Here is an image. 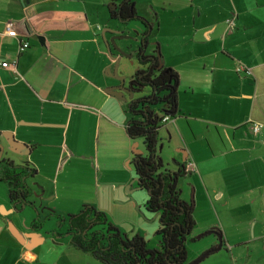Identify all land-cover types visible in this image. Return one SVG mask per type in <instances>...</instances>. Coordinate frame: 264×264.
Here are the masks:
<instances>
[{"label": "crops", "instance_id": "obj_1", "mask_svg": "<svg viewBox=\"0 0 264 264\" xmlns=\"http://www.w3.org/2000/svg\"><path fill=\"white\" fill-rule=\"evenodd\" d=\"M144 1L134 6L137 16L151 24L144 54L159 52L163 66L178 77L177 115L164 127L180 157L172 155L170 169L192 162L194 171L184 174L193 181L191 189L197 185L207 199L221 202L235 222L231 229L245 221L258 228L254 242L264 236V127L253 134L249 125L264 126V0ZM8 24L14 37L6 33ZM133 26L134 34L119 28L104 0H0V64L15 61L14 72L0 66V143H11L14 153L7 152V160L35 171L26 183L43 189L41 199H28L36 205L46 206L43 199L56 181L73 177L69 170L78 164L91 163L86 179L93 193L104 189L117 198L124 188L122 200L131 204L129 198L140 190L132 158L144 148L125 133L122 97H127L110 91L123 84L115 79L116 59L105 48L113 36L109 30H118L129 41L119 42L121 49L126 52L123 47L131 42L137 50L143 28ZM22 42L28 47L18 53ZM128 54L117 65L122 80L132 74L124 64L132 57ZM238 66L244 71L236 72ZM158 139L157 145L159 133ZM98 173L106 175L102 182ZM141 200L144 206L146 198ZM21 206L9 200L6 187L0 195V264L97 262L69 243L60 246L48 239L33 211ZM250 242L241 239L234 245Z\"/></svg>", "mask_w": 264, "mask_h": 264}, {"label": "trees", "instance_id": "obj_2", "mask_svg": "<svg viewBox=\"0 0 264 264\" xmlns=\"http://www.w3.org/2000/svg\"><path fill=\"white\" fill-rule=\"evenodd\" d=\"M134 1L104 0L109 19L122 24L138 19L143 25L134 54L138 67L127 83L131 98L125 104L128 114L125 133L130 140H140L144 148L143 153L133 155L132 167L137 186L146 192L144 207L156 215L159 223L154 233L158 246L149 249L139 235L127 238L120 234L101 212L89 205L67 216L66 233L71 246L103 264H184V242L194 226L192 202L180 199L179 184L186 163L168 169L156 153L159 130L177 115L178 77L172 69L159 67L161 56L154 52L144 54L151 24L136 15ZM162 118L167 120L163 122ZM27 174L32 176L35 171L10 163L0 167V181L6 184L10 201L19 204L17 189ZM215 232L221 234L218 229Z\"/></svg>", "mask_w": 264, "mask_h": 264}, {"label": "rangeland", "instance_id": "obj_3", "mask_svg": "<svg viewBox=\"0 0 264 264\" xmlns=\"http://www.w3.org/2000/svg\"><path fill=\"white\" fill-rule=\"evenodd\" d=\"M144 2V0H135L134 6L135 4L138 6ZM127 24L117 22V26L123 29L125 33L131 31V34H134L136 31L133 30V25L138 26L140 29L141 27L143 28L141 21L138 19L131 20ZM142 31L143 29H141V33ZM125 35L127 34H122V36ZM138 37H140V34ZM139 41L140 39L138 42ZM119 42L129 41L122 39L117 41L118 44ZM127 45H130V48L127 46L123 47V49L126 50L124 53L129 55L128 53L131 52L130 55L132 57L126 60L124 64L128 67V69L131 70V72H134L138 67L133 56L136 53L135 49L137 45L136 43L131 42ZM154 55H157V53L155 52ZM129 77L130 76L124 80V84L127 83V79ZM184 89L185 84L179 87L181 101H183L186 96L184 95ZM185 105H190L189 100L185 102ZM179 120L180 123H184L183 120ZM173 121L174 120H170L167 124H171ZM202 126L207 129L208 125L198 124V127L201 128ZM209 130L214 131V127L209 126ZM206 132L208 131H205V133ZM159 134L162 135V140L161 143L156 146V153L160 157L164 167L170 169L173 167L174 163L172 155H174V158L179 157L177 152H175L176 141L173 139L170 143H168V135L164 128L159 130ZM139 143L141 144V142ZM87 165L88 166L84 164H78L76 165L77 169L71 167L69 171L72 175H74L73 177L65 176V179L60 178V180H57L55 183L56 187H54V184L50 185V187H54V189L51 190V194H47L44 197L43 203L45 202L44 204H46V206L44 205L45 210L39 213L38 218L40 224H42L41 231L43 233H48L46 237L48 239H54L55 242H59L60 246L68 244V238L65 233L67 216L69 214L77 213L82 206L88 205L86 203H98L100 206L98 211L100 210L99 212L102 211L101 213H106L108 222L116 226L115 228L120 232V234H123L127 238H131L134 235H139V237L144 240L147 248H157V238L154 236V233L159 228V223L157 219L153 220L154 215L148 213L145 207L140 205L143 201L141 199L146 198V192L143 190L134 192L136 194H134L135 197L129 198L131 200V204L122 200V198L124 199V188L118 190L117 198L110 196L108 192L104 191V189L103 191L101 190L98 192V194L93 193L94 189H92V187L89 189L90 183L86 179L88 173L90 172L89 167H92V165L91 163H88ZM47 169L49 170V167H47ZM191 176H194V174ZM95 177H97V179L102 182V179L106 178V175H103V178H101L98 173L95 175ZM188 178L189 176L182 177L179 184V188L184 187L180 194V199L187 203L192 202L193 205L192 219L194 221V226L186 236L184 242V249L186 251V259L184 264H190L191 262H194L204 252L210 251L214 248L216 245V237L213 234H209L201 237L198 240H194V238L200 234L210 230H204V227L211 224L215 225L214 229H216L217 226L220 229V224L224 225V230H221L222 228L220 229L222 233L221 240H223V238L226 240L228 239V244H225L222 241V246L219 251L210 253L198 264H264V236L252 242L254 236L258 234V228L253 230L252 226L248 225L245 221L238 227V229H231L230 224L233 226L235 225V222H232L230 219V217H232L231 213L224 210L226 207L222 206L220 204L221 202H217L216 199H212L211 201L210 199H207V197L199 189V186L196 185L195 189H191V183H193V181H188ZM31 179H33V177L28 180ZM37 180L39 181L38 177ZM182 183H184V185H182ZM42 187H46L47 191H50L47 183H44ZM5 189L6 184L0 183V195H3ZM89 190L90 192L87 195V191ZM209 197H211V195ZM56 230L58 232L57 235L55 234ZM262 233H264V229ZM241 239H249L251 242L243 246H235L234 244L241 241ZM60 248L63 249V247ZM97 262L95 261L94 264H103L99 261Z\"/></svg>", "mask_w": 264, "mask_h": 264}, {"label": "water", "instance_id": "obj_4", "mask_svg": "<svg viewBox=\"0 0 264 264\" xmlns=\"http://www.w3.org/2000/svg\"><path fill=\"white\" fill-rule=\"evenodd\" d=\"M112 8H114V6H112ZM109 31L113 34V36L109 40H105V48H106L107 54L110 56V58L116 59V62L114 64V72H116L115 79L118 80L120 85H121L122 84V78L117 76V65H118L120 58L127 57L128 55H126L124 53V51L121 49V47H119L117 45L116 41L121 40V39L125 40V39H127V37L122 36V33L118 30H109ZM156 53H157V55H156L157 57L160 56L159 52H156ZM162 65H163V62L160 61L159 67H161ZM110 91L113 93L115 92V95H117L116 93H120V94H123V93L127 94L128 93L127 98H125L124 96L122 97L123 100L125 99L127 101L128 99L131 98V92H128V90H126L122 86L111 87ZM5 143H6V145L0 143V167L1 166H7V163H10V164H12V166H15L12 162H10L9 160H7V158H5L7 155V152L8 153H10V152L14 153L11 149V143L8 142L7 140H5ZM137 152H138V154L142 153V151H137ZM15 167H19V166H15ZM8 168H10L9 165H8ZM28 174L21 178V186L17 189L19 191V195H17V198H18V200H20L18 203L22 204V207L30 208L34 213V216H35L34 220L39 222V219H38L39 213L42 212L43 210H45V208L41 207V203L36 205L35 202L28 200L30 195L33 194V192H31V189H30L31 187L28 186L26 183V179H30L33 176H30ZM134 181L137 182V179H134ZM30 185L35 186V183H31ZM41 194H42V192H41ZM154 218H156V216ZM209 234H213L216 236V238H217L216 246L213 249H211L210 251L204 252L197 260H195L194 262H191L190 264H198L202 260H204L209 255V253H212V252L214 253V252H217L221 249V246H222L221 235L216 233L214 228L208 230L205 233L200 234L199 236L194 238V240H198L201 237H204V236L209 235Z\"/></svg>", "mask_w": 264, "mask_h": 264}, {"label": "built area", "instance_id": "obj_5", "mask_svg": "<svg viewBox=\"0 0 264 264\" xmlns=\"http://www.w3.org/2000/svg\"><path fill=\"white\" fill-rule=\"evenodd\" d=\"M226 23H227L228 26H232V21L231 20L226 21ZM6 33H7L8 36H11V37H14L16 35L15 31L12 29V25L11 24H8ZM27 47H28V44L22 42V43L19 44L17 52L21 53ZM0 66L3 67V68H6L8 70H12L14 72L15 61L10 63V64L1 63ZM243 71H244V68H242L241 66H238L236 68V72H243ZM166 120H167L166 118H162L163 122L166 121ZM249 126H250V130H251V132L253 134L259 132V130L264 127L262 124H258V123H251ZM194 169H195L194 168V164L192 162H187L186 163V167H184V172H185V174L187 173V171L193 172Z\"/></svg>", "mask_w": 264, "mask_h": 264}, {"label": "flooded vegetation", "instance_id": "obj_6", "mask_svg": "<svg viewBox=\"0 0 264 264\" xmlns=\"http://www.w3.org/2000/svg\"><path fill=\"white\" fill-rule=\"evenodd\" d=\"M128 80L129 79H127V83H128ZM127 83L126 84H124V80H122V86L126 89V90H128V92H130V90H129V88H128V85H127ZM126 97H128V93L125 95ZM136 184H137V182H136ZM28 185V184H27ZM29 186V185H28ZM34 187V186H33ZM138 189H140L139 187H137ZM31 189V192H33V194H31L30 195V197L32 198H34V200H36V201H38L39 199H41V190L38 192V191H36V189H32V187L30 188ZM141 190V189H140ZM13 202V201H12ZM13 204H15V206L17 205V203L16 202H13ZM22 207V206H21ZM156 215H154V217H155ZM153 217V220L154 219H156V218H154ZM106 218V217H105ZM65 231H66V229H65ZM66 233V232H65ZM221 235V234H220ZM66 236H67V233H66ZM216 237V236H215ZM68 238V237H67ZM216 244H217V238H216ZM216 246V245H215ZM214 246V247H215Z\"/></svg>", "mask_w": 264, "mask_h": 264}]
</instances>
